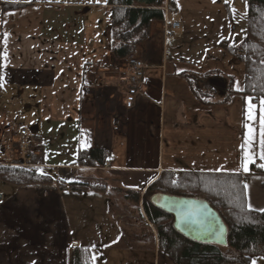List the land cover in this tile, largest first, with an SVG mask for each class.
<instances>
[{"label": "crops", "instance_id": "1", "mask_svg": "<svg viewBox=\"0 0 264 264\" xmlns=\"http://www.w3.org/2000/svg\"><path fill=\"white\" fill-rule=\"evenodd\" d=\"M4 4L22 7L4 12ZM45 5L38 0L0 2V98L8 96L13 102L17 94L42 101L40 119L23 118L36 123L31 131L40 137L35 151L42 156L37 165L41 173L52 170L43 174L57 185L108 182L122 196L126 191L143 196L164 172L242 174L248 208L264 210V178L251 176L243 167V139L253 104L231 94L243 87H234L226 43L219 49L189 44L185 21L165 40L166 7L165 22L150 27L147 52L137 46L133 58L145 63L142 90L126 109L118 95L125 90L119 75L128 58H114L104 41L98 47L95 33H75L68 26L45 30ZM54 6L61 11L71 4ZM107 30L103 37L113 41L117 31ZM158 36L163 43L153 42ZM210 80L219 83L213 87ZM11 118L0 123V138L6 141L17 134L9 126ZM48 126L60 132L55 133L59 154L68 158L46 161V138L53 136ZM94 148L110 151L109 164L74 165L80 151ZM94 172L107 173L95 179ZM56 184L16 188L0 182V264H70L73 245L91 248L95 264H174L156 244L114 245L119 236L116 228L113 238L107 233L116 225L107 208V187L105 193L73 194L61 193Z\"/></svg>", "mask_w": 264, "mask_h": 264}, {"label": "trees", "instance_id": "2", "mask_svg": "<svg viewBox=\"0 0 264 264\" xmlns=\"http://www.w3.org/2000/svg\"><path fill=\"white\" fill-rule=\"evenodd\" d=\"M178 0H107L111 12V26L117 31L111 43L112 55L118 60L134 57L137 46L146 41L153 23L165 21V7L175 8ZM247 33L236 47L226 45V52L243 67L244 84L241 91L231 94L244 96L252 104L264 101V0H246ZM2 11H13L22 6L4 4ZM223 45V44H222ZM225 47V46H224ZM199 98V96H198ZM206 104V103H205ZM40 137L37 135L36 139ZM110 151L91 149L80 151L74 165L104 167ZM42 156H33V164L41 165ZM250 175L264 176V169L252 165ZM0 182L16 188L53 186L56 181L38 168H23L0 164ZM57 185V184H56ZM62 193L87 191L105 193L106 186L71 182L57 185ZM264 191V183L262 184ZM166 194L194 198L207 202L228 228L226 246L192 242L178 234L172 216L155 209L149 201L142 202V211L154 227L158 250L174 264H250L253 258L264 257V210L247 206L246 178L242 174L164 172L146 190V195ZM126 199L139 204L140 194L126 192ZM70 264H95L92 249L73 245Z\"/></svg>", "mask_w": 264, "mask_h": 264}, {"label": "rangeland", "instance_id": "3", "mask_svg": "<svg viewBox=\"0 0 264 264\" xmlns=\"http://www.w3.org/2000/svg\"><path fill=\"white\" fill-rule=\"evenodd\" d=\"M5 2H14L17 0H0L2 3ZM30 1V0H29ZM33 1V0H31ZM45 3V19H44V28L45 30L57 29L61 30L68 26L75 33L87 31L90 35L94 34V40L97 41L98 47L101 45L102 41H104L103 45L108 43V46L111 50V41L112 38L107 39L103 37L108 32L109 29L112 32L111 26V12L110 10L105 9L104 6H107V0H38ZM55 3L58 4H71L70 7L65 6L61 11H56L58 7L54 6ZM79 7V9H77ZM86 11V14H80ZM247 12H248V3L246 0H178L176 2L175 8H170L167 15V24H173L175 21L173 19H177L178 24H184L188 27L189 44H196L201 47H208L211 49H219L222 44L229 46H238L246 36L247 33ZM68 24V25H67ZM155 24H159L158 22L153 23L152 30L157 26ZM161 24V23H160ZM183 29H185L183 25ZM100 33V39L96 36ZM152 34L150 35V39ZM162 36V35H161ZM161 36L153 38V42L158 39L163 40ZM149 39V40H150ZM148 41H144L140 44L141 49L144 51L148 50ZM151 40V41H152ZM193 46V45H189ZM140 49V48H139ZM147 52V51H146ZM218 54V53H217ZM220 54V51H219ZM227 60H230L234 65L231 69V72L234 76L235 84L234 87L242 88L244 84V75H243V67L239 63L234 62L228 53L226 52ZM225 56V55H223ZM226 70V68H225ZM8 94V93H7ZM34 97L33 94L31 95ZM30 96V97H31ZM8 97V96H7ZM3 98H0V123L4 121L5 117H12L10 120L12 124H9L12 129H15L14 132L18 133L21 129H27L31 132L33 126L36 123L27 122L23 118L27 117H35L36 119H40V106L41 102L36 98L31 100H25L20 95H15L13 98V102ZM119 100L120 97L118 95ZM19 100V101H17ZM264 108V101L260 105L253 104L249 109H251V114L253 115V119H249L246 125V134L243 139V158L244 162L246 160V152H250L254 154V162L248 164V170L245 171L249 174L252 172V165H264V160L260 159V155L264 152V148L261 146V132L264 130V124H262V116H264V112L261 109ZM11 113V114H10ZM28 120V119H26ZM2 121V122H1ZM30 121V120H29ZM6 123V122H4ZM2 124H0L1 126ZM7 125V124H6ZM33 125V126H31ZM51 130V135L47 140L48 147L45 148L46 152V161H53L54 163L57 161H62L59 158L66 159L68 158L67 154H59L62 152L58 145L59 136L55 134L56 132L60 134V132L55 131V129L48 126ZM249 128L253 130L252 135L254 137L251 148H248L246 144V140L249 136ZM2 140L6 141V138L3 137ZM10 138L6 143L0 145V164L1 165H12L10 164L13 158H9L6 154H2V147L6 148V151L10 149L11 146ZM34 148L39 147V142L36 138H34L32 142ZM52 149V150H51ZM52 151L54 155H51ZM2 157L1 159V156ZM60 155V156H59ZM62 155V156H61ZM13 157V156H10ZM49 157V158H48ZM48 158V159H47ZM7 160L9 162H7ZM77 158L75 157L74 161ZM13 163V162H12ZM51 163V162H49ZM262 167V166H261ZM264 169V167H262ZM43 173L52 174V170H41ZM107 172H101L104 177H106ZM82 174V173H79ZM101 174L94 172L95 179L98 176H102ZM255 177H263L258 175H251ZM53 178V177H52ZM54 179V178H53ZM107 178H104L105 180ZM247 179V178H246ZM102 186H106L108 190V205L110 215L112 217L111 222H115V227L110 230H107L108 236L111 238L114 237L115 228L118 231L119 238L116 240V247H122L123 245L129 247H153L155 244L158 248V243L155 241V232L154 227L147 221L142 211V202L144 200L149 201L151 196L145 194L142 196L140 193V202L139 204L131 201L129 198L126 199L125 196H122L119 191L115 190L110 183L102 182ZM6 187V185H4ZM9 187V186H7ZM11 187V186H10ZM3 192V191H2ZM127 192V191H126ZM126 195V193H125ZM118 218L114 220L113 217ZM105 224V222H104ZM113 225V224H112ZM111 225V226H112ZM105 236H106V230ZM156 242V243H155ZM102 244H96L99 246ZM250 264H264V257L253 258L250 261Z\"/></svg>", "mask_w": 264, "mask_h": 264}, {"label": "water", "instance_id": "4", "mask_svg": "<svg viewBox=\"0 0 264 264\" xmlns=\"http://www.w3.org/2000/svg\"><path fill=\"white\" fill-rule=\"evenodd\" d=\"M218 83L210 80L208 84L215 87ZM149 202L155 209L172 216L174 229L186 239L201 244L227 245V226L204 200L156 194Z\"/></svg>", "mask_w": 264, "mask_h": 264}, {"label": "built area", "instance_id": "5", "mask_svg": "<svg viewBox=\"0 0 264 264\" xmlns=\"http://www.w3.org/2000/svg\"><path fill=\"white\" fill-rule=\"evenodd\" d=\"M179 28V24H173L166 32V37L171 38L172 32ZM145 64L142 60L131 59L121 70L119 75L120 83L124 84L125 91L121 93V104L125 108H132L136 98L141 94L142 73ZM34 134L27 129L20 130L12 139L8 154L13 158L11 162L17 166L28 167L32 162V144Z\"/></svg>", "mask_w": 264, "mask_h": 264}, {"label": "snow or ice", "instance_id": "6", "mask_svg": "<svg viewBox=\"0 0 264 264\" xmlns=\"http://www.w3.org/2000/svg\"><path fill=\"white\" fill-rule=\"evenodd\" d=\"M261 111L264 112V108H262ZM249 112H250L249 119H253V115L251 114V109L249 110ZM262 124H264V116H262ZM252 132H253V130L251 128H249V136L246 140V144H247L248 148H251V145H252L253 140H254ZM260 143H261L262 148H264V130H262V132H261ZM260 159L264 160V152L261 153ZM253 162H254V154H251L250 152H246V160L243 164L244 170L247 171L248 170V164L253 163ZM261 166L264 167V165H261Z\"/></svg>", "mask_w": 264, "mask_h": 264}]
</instances>
